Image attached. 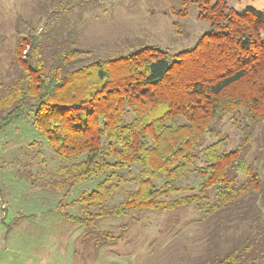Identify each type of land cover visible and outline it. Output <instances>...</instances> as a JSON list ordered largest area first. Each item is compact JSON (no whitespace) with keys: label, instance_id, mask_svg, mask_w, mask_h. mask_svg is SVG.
Returning <instances> with one entry per match:
<instances>
[{"label":"trees","instance_id":"trees-1","mask_svg":"<svg viewBox=\"0 0 264 264\" xmlns=\"http://www.w3.org/2000/svg\"><path fill=\"white\" fill-rule=\"evenodd\" d=\"M88 7L35 0L18 21L0 80V132L31 116L58 163L39 171V187L62 196L58 212L96 254L127 234L126 224L118 235L101 229L102 220L193 207L208 224L194 264H264V17L227 0H169V13L208 24L194 45L172 54L134 38L108 52L79 46ZM19 175L37 183L30 169ZM96 177L94 189L65 202Z\"/></svg>","mask_w":264,"mask_h":264},{"label":"rangeland","instance_id":"rangeland-1","mask_svg":"<svg viewBox=\"0 0 264 264\" xmlns=\"http://www.w3.org/2000/svg\"><path fill=\"white\" fill-rule=\"evenodd\" d=\"M34 1L0 0V37L5 38L4 42L0 40V80H7L6 69L11 60L7 53L14 49L18 21L31 17ZM86 1L89 7L79 46L92 50L109 52L114 48L118 52L121 43L115 47L114 43L140 38L146 45L161 46L174 54L194 45L208 31V24L199 21L195 13L180 19L169 13V0H103L101 8H96L91 0ZM227 1L239 12L251 10L264 17V0ZM175 21L187 32L177 33ZM225 131L236 143L238 131L230 124ZM33 141L39 143L34 151L29 149ZM47 143L27 115L0 132V264H194L195 257L205 253L208 224L193 207L175 213L134 214L137 221L128 217L102 220L101 229L118 235L127 225V234L97 254L91 246L83 247L82 227L65 220L57 210L62 196L39 187V171L52 172L58 164ZM37 151H43L40 158L26 166ZM29 169L37 181L35 185L19 175ZM99 180L101 177H96L76 186L65 202L94 189ZM20 215L30 218L12 225ZM11 225L13 229L6 234Z\"/></svg>","mask_w":264,"mask_h":264}]
</instances>
